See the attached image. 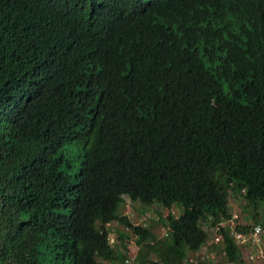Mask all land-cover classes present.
<instances>
[{
  "label": "trees",
  "instance_id": "trees-1",
  "mask_svg": "<svg viewBox=\"0 0 264 264\" xmlns=\"http://www.w3.org/2000/svg\"><path fill=\"white\" fill-rule=\"evenodd\" d=\"M236 210L264 226V0H0V264H247Z\"/></svg>",
  "mask_w": 264,
  "mask_h": 264
},
{
  "label": "rangeland",
  "instance_id": "rangeland-1",
  "mask_svg": "<svg viewBox=\"0 0 264 264\" xmlns=\"http://www.w3.org/2000/svg\"><path fill=\"white\" fill-rule=\"evenodd\" d=\"M80 151H81V146L78 145V143H76V142H69L67 144V146L65 147V152H66L67 158L69 157V162H70V165L67 166V169L71 173H74L79 166ZM122 197H123L122 198L123 199L122 207H121V201H120V203H119L120 205L118 207L121 209L122 213H128V215L130 216V218L133 221H143L144 223H146V225L154 233H156L158 235L162 234V228L166 227V226H164L161 223L153 224V221L159 222L158 214H157V211L155 208H157L158 212L161 213V211H162L161 207H159V206L154 207L153 205H151L150 207L153 208V212L151 210H148L149 209V208H147L148 206L145 208L146 211H143V210L137 209L138 207L141 206V204L139 202L132 201L129 198V196L126 194H123ZM229 201H230V205L236 207L237 210L240 209V207L238 206L239 203L242 202L240 200V198L236 199V198L230 197ZM173 213L178 214L179 210L177 208H175L173 210ZM238 213H240V211ZM240 218H242V217H240ZM111 224L115 225L116 227H121V225H119L116 222H112ZM110 233L115 236L114 230L110 231ZM261 237H262V242H261L260 246H258V245H253V247L251 246V251H252L253 257L247 258V264H261L262 254H264V231H261ZM124 242H126V240H124ZM131 243H129V244H131ZM130 251H132V250H130ZM212 251L216 252V250H212ZM214 252H210L208 250V248L206 246L204 247V245H203V247H201V249H200L199 254L201 256H206L208 259H215V258L217 259V258L221 257L220 255H217L216 253L213 254Z\"/></svg>",
  "mask_w": 264,
  "mask_h": 264
},
{
  "label": "built area",
  "instance_id": "built-area-1",
  "mask_svg": "<svg viewBox=\"0 0 264 264\" xmlns=\"http://www.w3.org/2000/svg\"><path fill=\"white\" fill-rule=\"evenodd\" d=\"M236 217H237V213H233L231 217H229L227 219H223L221 222L228 223L230 225V227H231L230 232L239 241L243 242V241L252 240V241H254V243L256 245L260 246L261 245L260 228L256 227L253 230L248 231L247 233H244L242 231H238L234 228ZM218 228H219L218 225L207 227V229L211 231L210 232L211 233V239L215 243L219 242V240H220V233L218 232ZM204 247H205V245H204ZM250 256H252V255H250ZM262 263L264 264V254H263Z\"/></svg>",
  "mask_w": 264,
  "mask_h": 264
},
{
  "label": "clouds",
  "instance_id": "clouds-1",
  "mask_svg": "<svg viewBox=\"0 0 264 264\" xmlns=\"http://www.w3.org/2000/svg\"><path fill=\"white\" fill-rule=\"evenodd\" d=\"M230 197H232L231 195L229 196V200H230ZM230 202V201H229ZM175 208H173V210H174ZM173 210H172V212H173ZM233 213H237V217H236V219L239 217V213L237 212V210L236 211H233ZM232 213V214H233ZM232 216V215H231ZM230 216V217H231ZM229 218V217H228ZM236 221V220H235ZM112 222H110L109 224H107L108 226H113L112 224H111ZM259 223H257L256 224V226H255V228L256 227H259L260 228V234H261V231H264V226L263 225H261V224H259ZM262 226V227H261ZM114 230H115V228H113ZM110 231H112V230H110ZM110 231L107 233V239H108V241L110 242V243H116V245H118V247H121L122 245H121V241L122 240H120V239H117L116 238V236H114V235H112L111 233H110ZM260 237H261V235H260ZM130 241H132V239H129ZM261 242H262V237H261ZM203 246V245H202ZM201 246V247H202ZM200 253V252H199ZM125 259V263L126 264H129V263H131V261L129 260V258H127V257H125L124 258ZM262 259H263V257H262ZM262 259H261V261H262ZM108 262H103V264H107Z\"/></svg>",
  "mask_w": 264,
  "mask_h": 264
}]
</instances>
